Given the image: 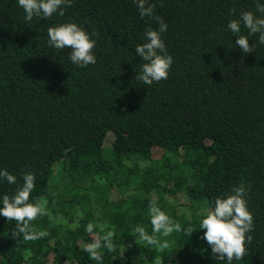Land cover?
<instances>
[{"label": "trees", "instance_id": "obj_1", "mask_svg": "<svg viewBox=\"0 0 264 264\" xmlns=\"http://www.w3.org/2000/svg\"><path fill=\"white\" fill-rule=\"evenodd\" d=\"M150 2L174 63L148 86L135 80L144 63L135 47L158 25L133 0H72L64 16L32 21L18 0H0V170L16 177L0 178V201L31 172L29 202L46 197L50 212L32 221L49 233L37 241L13 239L16 222L0 216V264H98L84 247L109 230L116 250L102 248V264H144L142 254L149 264H228L214 258L200 223L241 184L254 230L232 264H264V45L241 25L255 45L244 54L227 27L242 12L260 16L264 0ZM63 23L99 34L94 65L77 67L71 49L49 47L48 28ZM153 200L181 232L153 233ZM137 226L170 247L142 242Z\"/></svg>", "mask_w": 264, "mask_h": 264}, {"label": "clouds", "instance_id": "obj_2", "mask_svg": "<svg viewBox=\"0 0 264 264\" xmlns=\"http://www.w3.org/2000/svg\"><path fill=\"white\" fill-rule=\"evenodd\" d=\"M133 2L137 5L141 18L147 17L158 25L155 30L151 27L147 28L145 32L147 42L135 47V54L144 61L141 71L136 73L135 80L151 86L153 83L167 80L174 63L162 39V34L167 31L168 26L160 16L156 15V3L150 0H133ZM71 4L72 0H18V5L25 12L26 21H32L34 17L47 20L54 14L64 16V7H70ZM160 7H163L162 0H160ZM256 10L260 16L251 11H245L239 15L238 19L231 20L227 25L236 37L235 45L244 54L253 53L255 45L249 43L248 36L241 34V25L247 29L249 36L258 34V43L264 45V4L257 3ZM229 12L235 15L236 9L231 8ZM98 35L96 32H86L76 23H63L49 27L47 30L49 47L58 51L71 49L69 60L81 68L96 63V55L93 51L96 47V40L91 37ZM0 178L5 179L9 185L16 184V177L6 169L0 170ZM22 179V186L18 187L12 196L3 195L0 201L2 203L0 216L6 218L7 221L16 222V230L11 234L13 239H18L22 235L25 241H37L47 237L49 233L36 230L32 226V221L37 217L50 216L48 201L46 197L41 196L36 198L34 203H30V195L36 187V176L31 172H25ZM248 190L245 185L241 184L233 187L229 194L216 198L214 205L206 210V215L200 223V229L204 230L201 238L207 242L214 258L220 261L226 260L228 264H232L234 259L242 260L248 252L246 244L252 240L249 233L254 230V224L253 214L247 207ZM184 212L185 210L181 209V213ZM149 216L154 234L168 237L174 232L182 231L181 224L174 221L154 200L149 205ZM93 229L94 225L89 223L85 231L92 234ZM183 231L190 236L196 230L189 226ZM135 232L139 233L142 242L155 246L158 251L162 252L170 247L168 241L160 243L155 235H147L142 226H137ZM114 236L115 233L110 230L103 235L96 234L93 241L85 245L84 251L88 253L91 260L102 264L104 254L101 249L104 248L109 252L116 250ZM138 259L144 264H149L146 255L142 254ZM132 264H137V260L134 259ZM157 264H163V261L160 260Z\"/></svg>", "mask_w": 264, "mask_h": 264}]
</instances>
